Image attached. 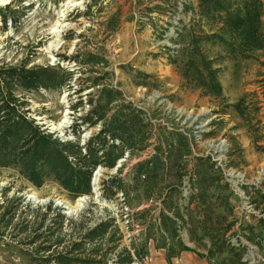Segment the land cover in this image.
I'll use <instances>...</instances> for the list:
<instances>
[{"label": "rangeland", "instance_id": "rangeland-1", "mask_svg": "<svg viewBox=\"0 0 264 264\" xmlns=\"http://www.w3.org/2000/svg\"><path fill=\"white\" fill-rule=\"evenodd\" d=\"M259 1L256 40L244 44L234 32L221 34L223 43L211 37L221 23L199 14L200 0H0V81L27 111L26 119L59 144L75 170L87 140L109 122L121 138L104 136V148L113 145L119 157L111 168L91 169L87 190L79 193L63 188L46 166L35 185L15 144L8 147L0 156V264H56L55 255L143 264L146 240L155 248L163 242L161 214L174 219L179 241L190 247L187 225L198 221L199 211L213 222V264H264V0ZM56 24L58 35L52 33ZM195 47L211 59L214 80L203 75L198 83L187 70ZM8 69L14 73L6 75ZM22 69L37 73L34 89L10 79ZM96 103L103 107L101 119L81 123ZM65 113L68 128L62 132L69 130V139L60 143L50 125ZM218 143L223 146L214 152L210 146ZM229 171L241 177L238 193L227 181ZM96 172L101 199L121 192L122 206L92 198ZM185 178L191 194L182 198ZM110 179L116 187L105 186ZM83 197L93 203L77 209L72 220L38 204L57 201L68 210ZM192 198L197 213L189 209ZM121 207L139 209L130 217L144 229L129 242L119 226ZM111 213L117 222L107 218ZM99 223H107L104 232L83 239Z\"/></svg>", "mask_w": 264, "mask_h": 264}, {"label": "trees", "instance_id": "trees-1", "mask_svg": "<svg viewBox=\"0 0 264 264\" xmlns=\"http://www.w3.org/2000/svg\"><path fill=\"white\" fill-rule=\"evenodd\" d=\"M260 1L259 0H200L198 5V12L200 15L206 18H216V23L221 24L217 27L219 32L217 34L210 35L218 41L223 43L221 34L227 32H234L240 36L245 44L246 39L249 41L256 40L257 21L256 15L258 13ZM208 40V37L205 39ZM229 46V45H228ZM233 48L231 47V50ZM69 59V58H67ZM211 59L200 53L197 47L192 48L187 61V70L191 72V76L197 80L198 83L203 81V75L208 80H214L215 70L210 68ZM14 70V69H13ZM12 69L5 71L6 75L14 73ZM17 77H11L13 82L17 86L23 89H34L40 82L35 71L18 70L15 74ZM47 77H52L48 75ZM1 83V81H0ZM49 83V79H47ZM0 84V156L5 155L12 144L16 147L18 157L23 164L25 171L31 178L35 185L40 183V167L46 166L50 174L55 177L56 180L66 190L79 193L87 190V182L89 177V171L97 166L111 168L119 155L115 152V147L109 145L106 149L105 135L112 138L117 137L116 129L112 122H109L105 127L100 129L93 137L87 140L83 150V155H80L78 160V169H72L65 156L63 150L58 148V143L55 140H50L49 136L43 134L42 131L37 130L35 125H32L25 117L26 110H22V105L18 103V100L12 96L8 89H3ZM108 97H112V92L107 93ZM98 102V101H97ZM90 111L81 117L80 122L94 125L101 119L100 112L103 107L98 103L92 104ZM118 130V129H117ZM120 133H125L123 128H119ZM132 136V135H131ZM175 137V135H173ZM177 137V135H176ZM66 145V144H65ZM60 147V146H59ZM65 147V146H61ZM14 150V149H13ZM85 168V170H81ZM110 185L116 187L114 179H110ZM113 193L108 195L104 194V197H110ZM196 199L199 202L200 196ZM197 202V203H198ZM160 228L169 241H173L177 249L187 250L180 241L177 234V225L174 219L161 214L159 217ZM107 227V223H99L95 228L89 231L83 239L104 232ZM76 246V245H75ZM79 249V248H78ZM75 247L72 251L78 250ZM166 253H170V249L166 246ZM51 260L56 264H103L104 259L88 260L69 258L64 255H55ZM129 259H125L118 264L129 263Z\"/></svg>", "mask_w": 264, "mask_h": 264}, {"label": "crops", "instance_id": "crops-1", "mask_svg": "<svg viewBox=\"0 0 264 264\" xmlns=\"http://www.w3.org/2000/svg\"><path fill=\"white\" fill-rule=\"evenodd\" d=\"M192 199L191 201L189 200V209L192 213L198 212L200 208L196 206L195 199ZM207 213L208 211L205 209V214L207 215ZM201 214L202 212L199 211L198 215H200V217H196L198 221L194 225H187L186 237L190 247L183 244L188 248L187 250L177 249L173 241H169L161 228H158L160 237L163 241L161 247L155 248L152 240H146L145 250L148 258H145L143 264H213V259L208 255L210 246H212L208 235L213 226V222L209 224V222L203 218V214ZM208 215L210 216L209 213ZM166 246L170 249L169 255L166 253Z\"/></svg>", "mask_w": 264, "mask_h": 264}, {"label": "built area", "instance_id": "built-area-1", "mask_svg": "<svg viewBox=\"0 0 264 264\" xmlns=\"http://www.w3.org/2000/svg\"><path fill=\"white\" fill-rule=\"evenodd\" d=\"M68 126V125H66ZM68 127H65L64 129H67ZM68 134H69V130H66V131H63L61 132V134H59V136H57V140L58 142L60 143H67V140L69 139L68 137ZM220 146V147H219ZM223 146V143H218L216 144L214 147L213 146H210V148L216 152L218 151L221 147ZM214 148V149H213ZM119 163H124V160H119L118 161ZM231 173V172H230ZM234 173H232V176H229L227 174V181L232 185L233 188H235V191L238 193V187L239 185H241V181L239 180L241 177H237L238 174L233 175ZM98 181L99 179H95V181L93 182L92 181V185H95L94 188H92L91 192H92V198L95 199V200H101L102 202H107V204L110 206H115V203L116 201L121 203L120 206H122V202H123V194L121 192H115L112 196V198L114 197V201L113 199L111 198L110 200L108 199V201H105L104 199H101L100 197V194H101V191H100V186L98 184ZM100 183V182H99ZM184 188H182L181 190V197L185 198V197H188V195H190L191 191L188 193L186 192L188 190V181H187V178H185V181H184ZM81 200V207L78 209V213L81 212V211H84L85 208L88 206V204H91L93 203L91 200H90V197H83V198H79ZM29 201H33L32 199L29 198ZM39 206L42 207V208H46V207H49L51 210H59V213L60 215L62 216L63 219L65 220H72L74 218V213H68V210H66L65 206L61 203V202H57V201H47V200H41L39 201ZM104 206V205H103ZM147 207V206H146ZM101 208V207H100ZM108 210V209H107ZM139 209H136V210H130L126 207H121L120 211H119V226H120V229H121V233H122V239L125 240L126 242H129L131 241L132 239L134 240V238L136 236H138L140 233L143 232V228L140 227V224L136 221H132L131 220V213H134L135 211H138ZM76 213V212H75ZM115 217V222H117L116 220V216L114 213H111L110 215L107 216V218H111V217ZM231 244H235V242H231ZM134 259V258H133ZM131 263V262H130ZM129 263V264H130ZM107 264H113V260H109L107 262ZM131 264H134V263H131Z\"/></svg>", "mask_w": 264, "mask_h": 264}, {"label": "bare ground", "instance_id": "bare-ground-1", "mask_svg": "<svg viewBox=\"0 0 264 264\" xmlns=\"http://www.w3.org/2000/svg\"><path fill=\"white\" fill-rule=\"evenodd\" d=\"M60 27V25L59 24H56V26H54L53 28H52V33L53 34H56V35H58V33H60V30L58 29ZM65 115H67L66 113L63 115V117H62V119L57 123V124H51L50 126H51V130L54 132H58V133H60L61 134V132H62V129H64L65 127H66V125L68 124V121H67V119L68 118H66L65 117ZM220 147V146H219ZM214 149V148H213ZM98 174H97V172H96V174H95V178H94V181H95V179H96V176H97ZM228 175L229 176H232V173H230V171L228 172ZM92 181H93V179H92ZM33 195V194H32ZM29 198L30 199H33L32 197H30L29 196ZM80 200V199H79ZM81 207V201H78L77 203H76V205L73 207V206H69L68 205V207H67V209H68V211H69V213H74L77 209H79Z\"/></svg>", "mask_w": 264, "mask_h": 264}]
</instances>
